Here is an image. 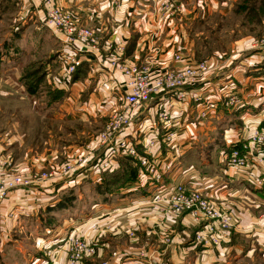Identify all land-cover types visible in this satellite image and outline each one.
I'll list each match as a JSON object with an SVG mask.
<instances>
[{
  "label": "rangeland",
  "instance_id": "obj_1",
  "mask_svg": "<svg viewBox=\"0 0 264 264\" xmlns=\"http://www.w3.org/2000/svg\"><path fill=\"white\" fill-rule=\"evenodd\" d=\"M125 1L126 6L116 12L117 21L128 20L129 23L133 24V22L137 23L143 17L145 26L149 27L150 21L146 20L145 16L149 13L152 15L151 17H156L153 2L151 0H133L135 3L137 2L135 4L130 0ZM169 1L180 5L183 12L174 15L173 27L170 29L165 28V32L160 36V41L155 43L157 46H161L162 41L167 44L171 38H175L177 43L182 44L185 42L187 46L188 51L186 53L180 51L183 62H186L185 58L187 59V57L188 61L193 62L217 61L219 67L210 77V80L214 83L222 82L220 84L225 85L229 82L228 70L234 66L242 68V73H239V76H254L264 83V65L262 64L263 66L258 72H251L256 71V67H250L251 65L247 64V68L249 67L247 69L244 63L247 60L259 64L264 63V0ZM138 3L141 5L140 7ZM84 6L87 5L84 3L82 7ZM136 7H139L137 9L140 13L131 16L132 10ZM37 9H39L37 3L30 0H0V50L2 53L0 57V157L12 161L14 169L10 171V175L30 176L34 181L26 188L12 191L8 197L17 195V192L22 191L23 197L33 196L30 199H33L32 202L27 207L36 208L40 206V208H36V211L34 210L33 213L36 212L35 216L28 212L25 216H21L22 212L16 213L14 210L7 208L6 201H8V197L1 203L0 264H27L25 258L20 260L21 256L17 254V249L39 254L33 246V240L40 236V223L36 220H39L42 213L46 216L44 218L47 222L45 226L51 227L53 223L56 224V220L67 219L71 216L77 223H80V225H77V231H72V228L65 230V240L60 247L64 248L65 251L69 248V251L64 252V255L61 254L65 259L64 264H68L72 256L77 253H79V257L73 264H83L86 261L95 264H112L118 258L124 257V252H128L130 255L139 253V258L143 256L147 264H169L166 257L169 247L174 245L172 239L175 235L176 226L188 222V226H193L194 229L198 228L195 233L200 229V225L196 226L191 220L190 209L175 214L171 210L169 211L168 207L170 208L172 205H168L167 201L162 202L165 207L157 206V202L144 209L153 212L149 227L131 223L129 221L131 220L129 217L131 214L128 217L116 215L95 218L88 227L87 233L82 232L85 227L81 226L83 225L82 221L90 217V207L93 204L96 205L97 201H101L100 194L95 191L97 180L95 178L91 179L86 174L85 168L81 171L66 174H60L59 169L68 162H74L76 157L85 158L83 152L71 157L66 153L65 148L68 144L84 146L87 141L92 140L101 131L102 123L99 121L96 123L72 122L67 118H62L63 120L60 122L53 120L54 111H59V103L63 98L60 100L52 98L55 91L52 90L45 78V68L48 65L55 67L54 63L59 57V44L55 41L51 31L40 21L39 15L26 19L25 11L36 13ZM152 25H157V22L152 21ZM140 28L139 30L145 33H135L130 37L129 41H135L133 47L125 43V58L137 55L136 43L141 37L146 48L154 42L149 41V43L146 38L148 30L144 29L143 26ZM116 32L119 33V31ZM134 46L135 50L133 49ZM142 55L143 53L138 52L139 57ZM28 75L31 77H28ZM40 76L42 77L41 81ZM30 81L36 83L33 92L29 90ZM233 83L238 88L237 104H235L237 108L244 103L240 98V83ZM219 85L217 84L215 88L208 87L205 90L207 97L203 99L205 102L214 99L216 104L218 102L217 109L220 103L223 102V107L227 111L231 110L232 107L227 104L228 98L222 93V85ZM199 87H203V84ZM184 102L185 104H191L189 97ZM258 118L255 116L244 122L239 119L236 120L241 126L238 132L239 138L244 137L243 132H247L244 128H247L249 122L254 123L255 121V123H260V127L264 128L262 120H257ZM209 119L203 121L212 122V119ZM224 130L220 129L222 139ZM160 132L161 130H159ZM209 135H212L211 132ZM206 139L201 137L200 151L211 161L212 155L216 159L220 158L221 162L228 167L226 165L227 147H218L213 152L211 147L207 145ZM207 140H210L209 137ZM161 148L156 153L159 154L157 158L159 161H161ZM50 150L51 153L46 156V151ZM53 150H56V153ZM51 154L56 157L57 165L48 168L43 163L42 158H48ZM152 156L156 158L153 154ZM181 156H177L179 163L183 160ZM22 158L23 161H20ZM79 158H76V160ZM189 162H192V159ZM44 174L47 175L43 176ZM81 175H88V177L83 179ZM76 177L77 183L72 182ZM71 183L76 184L72 189L73 210L70 212L68 210L57 211L53 209L48 211V208L42 210L41 205L43 203L50 204L47 207L54 206L58 202L56 200L67 193ZM170 183L172 184L171 181ZM108 198L112 199V196ZM203 198L214 207L219 206L221 203L212 200L208 196L205 198L203 195ZM253 215L255 216L253 217V223L258 224L257 233L263 235V240L259 242L256 237L252 236L253 239L241 241L237 238L234 242L233 239L227 242L228 245L223 250L226 252H224V256H227L226 264H264V213H261L258 209L257 211L254 210ZM262 215L263 217H261ZM47 216L52 221H47ZM9 231L10 235L6 237L5 233L8 234ZM143 232H148L149 235ZM180 234L182 235V233ZM68 236L73 237L71 245ZM95 244H98L99 247L96 248ZM197 244L201 247L207 246L198 242ZM90 245L93 251L89 249ZM219 247H213V249ZM73 251L74 254H72ZM46 252L45 256L42 254V262L43 264H50L51 261L47 256L48 252ZM41 253H43V250H41ZM188 257L189 253L184 251L176 264L185 263Z\"/></svg>",
  "mask_w": 264,
  "mask_h": 264
},
{
  "label": "built area",
  "instance_id": "obj_2",
  "mask_svg": "<svg viewBox=\"0 0 264 264\" xmlns=\"http://www.w3.org/2000/svg\"><path fill=\"white\" fill-rule=\"evenodd\" d=\"M30 1L37 3L39 9L36 15L59 44L55 67L48 65L45 68L49 86L67 97L74 84V73L86 65L89 80L95 83L105 103L112 109L101 131L82 151L85 158L76 157L79 159L63 165L59 173L85 168L88 175L99 180L98 169L115 164L119 159L130 158L136 170V181L162 182L163 177L171 174L180 164L177 160L162 162L152 156L153 149L158 151L162 145L170 150L177 147L173 144L180 126L173 118L172 110L189 97V102L197 109V120L203 121L216 112L218 104L214 99L205 102L202 95L196 92L202 84L205 88L217 86L216 82L210 80L219 67L217 61L183 62L180 50L176 49L180 44L176 41V47L170 51V63L159 61L158 57L168 47H164V41L160 43L161 46L155 43L160 41L165 28L173 27L174 15L181 14L182 7L169 0H151L155 5L156 19L148 13L146 20L150 21V26L146 27V38L148 42H154L146 48L141 37L136 43L137 55L131 59L124 57L126 40L122 25L125 20L117 21L116 16V12L126 6L125 0H97L96 6L87 9L84 14L62 9L53 0ZM139 7L132 10L131 16H135ZM152 21H156L157 25H152ZM112 37L113 40H110ZM138 52L143 55L139 57ZM174 64L179 66L175 67ZM221 87L228 98V106L235 108L238 97L235 83L229 81ZM158 125L162 128L160 133L156 132ZM245 129L248 134L246 140L227 141L226 165L233 178H240L255 191H264V128L260 127V123H247ZM176 150L175 159L178 148ZM13 169L10 159L0 157V205L12 191L26 188L34 182L30 176L10 175ZM203 195L206 198L198 187L187 188L172 181L161 195L146 206L167 201L168 205H172L168 207L169 211L175 214L190 209L191 220L195 225H200L195 233V241L207 245L204 247H219L228 240L235 217L230 210L212 206ZM72 238L69 237L70 245ZM89 249L93 251L91 245ZM68 251L69 248L65 252ZM78 257L79 253L72 256V262L70 260L68 264H73ZM50 264L60 263L51 260ZM138 264H147V261Z\"/></svg>",
  "mask_w": 264,
  "mask_h": 264
},
{
  "label": "crops",
  "instance_id": "obj_3",
  "mask_svg": "<svg viewBox=\"0 0 264 264\" xmlns=\"http://www.w3.org/2000/svg\"><path fill=\"white\" fill-rule=\"evenodd\" d=\"M53 1H55L57 5H59L62 9L74 13L83 14L87 11V9L96 6L95 4L97 2V0ZM84 3L87 6L82 7ZM25 12L26 19L30 18L31 16L34 17L36 15V13H34L33 11ZM139 13V11H136L134 15L136 16ZM147 16L148 14L145 16V19H147ZM141 18L142 19H140L137 23L133 22V24L125 20L122 25L124 39L129 45L130 42H135L134 40L129 41L130 37H132L135 33H145L139 30L141 26L146 29L144 18ZM131 19L133 20L134 18L132 17ZM172 36L174 37V35ZM110 40H113V37L110 38ZM174 41H176L175 38H171L167 44H164V47L168 48H164V53H161L162 55L158 57L159 61L167 64L170 63V51L173 50L175 46ZM186 47L187 46L184 42L182 44L180 43V45L177 44L176 49L186 53L188 51ZM133 49L135 50V46ZM187 59L185 58L186 63L193 62L188 61ZM244 63L246 64V68L248 65H251L250 67H256L257 70L251 72H258L264 65V63L259 64L254 61L248 62V60ZM172 65L173 63H171V66ZM174 66L178 67L179 64H174ZM85 69H87L86 65L79 71L80 78L74 81L69 95L67 97L63 95V100L59 103V111H54L53 120L60 122L63 120L62 118H67V120H72V122L75 121L83 123H96L97 121H99L102 123V129L105 121L112 112V109H110L111 106L108 103H105L101 92L94 85L95 83L93 84V82L89 80L88 71ZM239 73H242L241 67H230V69L228 70V79H230L229 81L240 83V98L243 100L244 104L227 111L225 107H223V102L220 103L217 111L214 112L211 117H209L210 119H212V122L198 121L196 118L197 109L190 103L185 104L184 102L180 104L179 107H175L172 110V116L176 121L179 122L178 125L180 126V128L176 131L173 145L177 146L176 148L179 149L178 155H182V162H180L179 166L174 168L171 174L164 176L162 182H149L145 179L140 181L135 180L133 182H128L123 188L119 189L111 195L112 199H108V201L105 203L100 202L90 207V219H85L84 221H82L83 225H81L82 227L85 226L82 229V232H84V234L87 233L86 231L88 230V227L93 223V220L95 218L107 216L112 217L116 215L128 217L131 214L129 216L131 218V220H129L131 223L149 227L151 225V214H153V212L144 210L147 207L146 204L155 199L157 195H161V193H163L164 190H166L169 185H171L170 181H173L174 184H181L186 186L187 188L198 187L206 196H208L212 200L220 201L221 203L219 204V207H221L222 209L225 208L227 210H230L231 213L234 214L235 224L229 231V236L227 237L228 240L224 242L222 246L215 249H213L212 247L204 248L197 244V242L195 243L194 233L198 228L194 229L192 228L193 226H188V222L178 224L176 226V231H174L175 235L172 239L174 245L169 247V252L167 253L166 257L169 261V264L178 263L184 251L189 253V257L183 264H226L225 260L227 256H224L226 252L223 250L228 245L227 242L231 241L232 239L234 242L235 240H237V238L241 239V241H244L245 239H253L252 236L256 237L259 242L263 240V235L257 233L258 224L253 223V217H255L253 213L254 210L257 211L258 209H260L261 213H264V191H255L252 186H249V184L243 182L240 178H233L232 174L228 171V168L224 165V163L221 162L220 158L216 159L212 155L211 161V159L209 160L205 156V154L200 151L199 148V145L201 144V137H205L207 139L209 137L210 140L206 139V142H208L207 145L211 147V150L213 152L218 147H227V141L233 142L236 140H246L248 135L247 132H243L244 137L239 138L238 136V132L241 128L240 124L236 121L238 119L244 122L256 116L259 117L257 120H262V123L264 124V83L262 80L259 81L260 79L257 77H244L243 75L239 76ZM224 77L226 78V76ZM220 83L222 82H218L217 84L219 85ZM252 88L254 91L251 90ZM206 89L207 88H205L204 86L197 87L196 92L200 93L202 97L205 98L207 97V94L205 93ZM249 123L252 124V122ZM161 129L162 128L160 127V125H158L156 132H159V130ZM220 129L222 131L225 129V132H223V139L221 134L222 131H220ZM210 132L212 135H209ZM88 143L89 141H87L84 146H78V144H68L65 148L66 153L68 155H71V157H75V154L86 149ZM161 147L162 152H160V157L162 162H174L175 160H177L174 157V153L177 152L176 148H172L170 150L167 149L164 145H162ZM140 150L141 147H139V151ZM53 151L56 153V150ZM49 153H51V150L46 151V156L49 155ZM152 153L154 156H156V158L159 156V154H156L157 149H153ZM42 159L43 163L48 168L57 165V159L53 156V154H51V156L48 158ZM190 159H192V162H189ZM20 161H23V158L22 160L20 159ZM131 165L134 167V163H131ZM81 177L85 179L88 177V175H81ZM89 177L91 179H96V177L93 175H89ZM72 182L77 183V177ZM97 182H99V180H97ZM28 192L30 193V191ZM32 197V195L23 197L22 191L17 192V195L8 197L9 202L6 201L8 205L7 208L14 210L16 213L22 212L21 216H25L27 212L35 216L36 212H33L34 210L36 211V208H40V206L36 208L27 207V205L32 202L33 199L30 200ZM58 200L59 198L56 201ZM48 205L50 204L43 203L41 205L42 210L47 208ZM157 206L165 207L162 202H158ZM45 217V214L42 213L39 220H36L38 221V223H40V236L36 237V240H33V246L39 254L25 252L22 251V249H17V254L21 256L20 260H24L25 258L27 264H43L41 257L42 254L43 256L46 255V251L48 252L47 256L49 257L50 261L53 260L54 262L63 264L65 262V259H63L65 250H63L60 246L64 243L65 240V230L67 231L72 228V231H77V225H80V223H77L71 216L67 219H60L58 221L54 220L56 224L58 223V226L54 223H51L52 226L49 227L45 226ZM261 217H263V215ZM170 229L172 230V228ZM179 232L182 233V235ZM143 233L149 235L148 232ZM9 235L10 231L8 232V234L5 233L6 237H8ZM95 247L98 248V244H95ZM41 250H43V253H41ZM123 254L124 257L118 258L117 261L112 264H138L146 261L145 258H139V253L130 255L128 252H124ZM83 264L95 263L86 261Z\"/></svg>",
  "mask_w": 264,
  "mask_h": 264
},
{
  "label": "trees",
  "instance_id": "obj_4",
  "mask_svg": "<svg viewBox=\"0 0 264 264\" xmlns=\"http://www.w3.org/2000/svg\"><path fill=\"white\" fill-rule=\"evenodd\" d=\"M134 42H130V47H133ZM2 53L0 50V57ZM82 69L80 67L73 75L72 81H76L80 78V73L79 71ZM28 77H31L28 75ZM42 80V77L40 76V81ZM36 82V81H35ZM36 88V83L34 81H30V87L29 90L33 92ZM29 92V91H28ZM30 92V93H31ZM64 93L60 91H55L53 93V99L55 100H60L63 97ZM132 159L130 158H122L116 161L115 164L109 165L104 169H98L100 179L99 182L96 183L97 185L95 186V191H97L100 194V199L101 201H97V203L100 202H107L108 197L111 196L114 192L118 191L119 189L123 188L126 183L128 182H133L136 180V170L135 168L131 165ZM97 171V172H98ZM76 184L71 183L67 189V193L61 196L59 198L58 202L54 206L47 207L48 211L57 210H68L69 212L73 210L72 206V200H74L72 197V192L73 188L75 187ZM93 204L92 206H94ZM47 221H52L49 216H47ZM47 224V222H46Z\"/></svg>",
  "mask_w": 264,
  "mask_h": 264
},
{
  "label": "bare ground",
  "instance_id": "obj_5",
  "mask_svg": "<svg viewBox=\"0 0 264 264\" xmlns=\"http://www.w3.org/2000/svg\"><path fill=\"white\" fill-rule=\"evenodd\" d=\"M7 197H8V196H7ZM6 199H7V198H6ZM6 199H5V200H6ZM3 201H4V200H3ZM3 201H2V202H3ZM2 202H1V203H2ZM196 226H198V225H196Z\"/></svg>",
  "mask_w": 264,
  "mask_h": 264
}]
</instances>
